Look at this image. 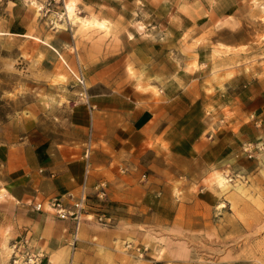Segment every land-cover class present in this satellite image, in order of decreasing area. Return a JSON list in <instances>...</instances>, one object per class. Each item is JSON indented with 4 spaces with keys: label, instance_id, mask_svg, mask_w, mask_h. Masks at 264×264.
Segmentation results:
<instances>
[{
    "label": "crops",
    "instance_id": "obj_1",
    "mask_svg": "<svg viewBox=\"0 0 264 264\" xmlns=\"http://www.w3.org/2000/svg\"><path fill=\"white\" fill-rule=\"evenodd\" d=\"M11 1L15 20L31 23L29 3L40 0ZM76 1L91 26L53 31L64 64L33 70L20 116L0 130V247L28 235L43 264L177 261L184 235L233 197L214 189L216 171L244 172L264 201L263 162L240 149L264 141V59L231 65L259 52L249 49L264 0ZM99 182L105 203L94 195ZM83 183L90 209L109 220L75 233L47 203ZM126 242L149 244L150 258Z\"/></svg>",
    "mask_w": 264,
    "mask_h": 264
},
{
    "label": "rangeland",
    "instance_id": "obj_2",
    "mask_svg": "<svg viewBox=\"0 0 264 264\" xmlns=\"http://www.w3.org/2000/svg\"><path fill=\"white\" fill-rule=\"evenodd\" d=\"M65 2L69 3V8H74L71 25L79 24V31L91 26L90 22L85 25L87 21L81 18V12L75 13L78 9L76 0ZM12 5L11 0H0V130L5 123H15L14 120L20 116L27 98V90L32 82L33 70L58 60L64 64L62 57L59 56L62 52H57V46H52L49 38L54 30H69L65 24L57 29L51 28L45 18L39 17L31 2L29 6L32 7L31 14L34 19L31 23L17 22L11 13ZM255 16L253 15L252 19L255 20ZM257 21L258 32L263 29L258 33L257 42H253L249 50H255L256 46L259 52H248L250 54L247 59L237 57L235 60L233 56L231 65L243 62L249 68L250 65H256L258 61L264 59V9L262 17ZM242 31L244 32V29ZM245 31V34H249L254 32L255 28L247 26ZM33 38L36 40H32ZM252 53L254 55L250 56ZM262 160L264 168V159ZM229 171L240 173L244 179L227 181L223 188L218 187L217 174L227 179L225 173ZM215 175L214 189L221 195L230 189L233 197L229 199L228 204H225L223 199L219 201L213 209L214 214L210 217V223L184 235L185 250L181 251L182 255L179 253L177 261L168 264H264V218L259 220V216H255L257 210L264 208V201L260 200L262 189L240 170L228 168L216 171ZM12 241L0 247V264H19L13 261L11 255ZM137 244L147 246L144 257L138 259L149 257L148 253L152 250L149 244L139 242Z\"/></svg>",
    "mask_w": 264,
    "mask_h": 264
},
{
    "label": "built area",
    "instance_id": "obj_3",
    "mask_svg": "<svg viewBox=\"0 0 264 264\" xmlns=\"http://www.w3.org/2000/svg\"><path fill=\"white\" fill-rule=\"evenodd\" d=\"M35 2V3H34ZM36 12L40 18H45L51 28L57 29L62 24L71 30L72 16H69L66 10L65 0H40L32 1ZM81 10L77 9L75 13L80 14ZM76 80L80 85H84V76L81 72H78ZM241 152L248 159H264V141L256 140L254 142H243L240 146ZM122 171L125 168L121 169ZM228 170V169H227ZM146 176L145 172L142 174ZM225 176L227 181L234 179H244V176L238 172H226ZM94 195L99 203H105L107 201L106 184L105 182H99L94 187ZM89 193L86 192L85 183L82 184L81 189L76 196H69L68 200H64L61 196H56L48 200V207L58 218L70 219L74 221L75 233L83 221L104 223L109 220L105 211H93L90 209ZM35 209L41 208V203L34 205ZM125 249L133 254L136 258H143L147 246L144 244H137L134 242H126ZM11 255L14 262L19 264H43L45 253L41 248H36L32 243L31 236L23 235L11 243Z\"/></svg>",
    "mask_w": 264,
    "mask_h": 264
},
{
    "label": "bare ground",
    "instance_id": "obj_4",
    "mask_svg": "<svg viewBox=\"0 0 264 264\" xmlns=\"http://www.w3.org/2000/svg\"><path fill=\"white\" fill-rule=\"evenodd\" d=\"M27 2V1H26ZM68 5H69V3H67L66 4V10H67V13H68V15L69 16H73V13H72V11H73V9L74 8H69L68 7ZM92 20V19H91ZM86 22V21H85ZM90 22V21H89ZM95 24V23H94ZM227 183V180L225 179V177L223 176V175H219V174H217V178H216V184L218 185V187H224L225 186V184ZM221 205H223V204H221Z\"/></svg>",
    "mask_w": 264,
    "mask_h": 264
}]
</instances>
